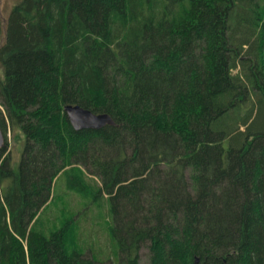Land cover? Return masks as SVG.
Masks as SVG:
<instances>
[{"label": "trees", "instance_id": "trees-1", "mask_svg": "<svg viewBox=\"0 0 264 264\" xmlns=\"http://www.w3.org/2000/svg\"><path fill=\"white\" fill-rule=\"evenodd\" d=\"M0 125V264L102 263L37 225L62 173L106 194L114 264H264V0H0Z\"/></svg>", "mask_w": 264, "mask_h": 264}, {"label": "rangeland", "instance_id": "rangeland-1", "mask_svg": "<svg viewBox=\"0 0 264 264\" xmlns=\"http://www.w3.org/2000/svg\"><path fill=\"white\" fill-rule=\"evenodd\" d=\"M1 1L7 11L17 0ZM245 109L246 107H243V111ZM6 140L7 150L11 156L10 163L17 166L23 148V135L19 130H11L8 127ZM90 183L96 187L98 180L92 177ZM69 186L66 174L62 173L56 178L53 183V197L43 206L37 225H45L48 228L58 226L65 218L72 216L70 223L74 225L76 241L82 251L100 260L101 264H114L112 263L115 260L114 246L108 229L111 225V217L105 199L106 194L101 197L102 199L96 198L88 202L87 198L73 192ZM148 252L147 242L139 249L141 264L148 263Z\"/></svg>", "mask_w": 264, "mask_h": 264}, {"label": "water", "instance_id": "water-1", "mask_svg": "<svg viewBox=\"0 0 264 264\" xmlns=\"http://www.w3.org/2000/svg\"><path fill=\"white\" fill-rule=\"evenodd\" d=\"M64 110L76 129H99L106 124H112L113 119L106 113H95L89 109H85L78 104H66ZM4 144V134L0 125V147Z\"/></svg>", "mask_w": 264, "mask_h": 264}, {"label": "bare ground", "instance_id": "bare-ground-1", "mask_svg": "<svg viewBox=\"0 0 264 264\" xmlns=\"http://www.w3.org/2000/svg\"><path fill=\"white\" fill-rule=\"evenodd\" d=\"M112 118V117H111ZM114 122V121H113ZM2 129V128H1ZM102 199V198H101Z\"/></svg>", "mask_w": 264, "mask_h": 264}]
</instances>
